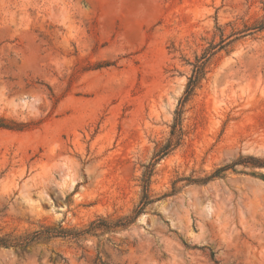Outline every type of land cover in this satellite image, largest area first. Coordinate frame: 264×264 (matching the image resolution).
<instances>
[{
	"label": "rangeland",
	"instance_id": "rangeland-1",
	"mask_svg": "<svg viewBox=\"0 0 264 264\" xmlns=\"http://www.w3.org/2000/svg\"><path fill=\"white\" fill-rule=\"evenodd\" d=\"M262 22L264 0H0V264H264ZM59 228L80 235L14 245Z\"/></svg>",
	"mask_w": 264,
	"mask_h": 264
},
{
	"label": "trees",
	"instance_id": "trees-1",
	"mask_svg": "<svg viewBox=\"0 0 264 264\" xmlns=\"http://www.w3.org/2000/svg\"><path fill=\"white\" fill-rule=\"evenodd\" d=\"M263 26H264V22L261 23V27H263ZM198 73H199V68H196L194 76L189 80L188 85L186 87L184 100H186L187 97L193 91V89L195 87V84H196V81L198 79ZM181 112H182L181 109H179L176 112V116L177 117L175 119L176 122H175V124L173 126L172 135L175 132L176 126L179 125ZM0 127H2V126H0ZM149 182H150V174H148L146 176V179L143 180V183H144V185H143V196L141 198L142 205H146V204L151 202V200H149V196H148ZM141 210H142V208H140L139 210L134 211V212L137 215V214H139L141 212ZM79 235H80L79 232H71V231H68V230H65V229H62V228H59V229H46L44 231L34 232L30 236L20 237V238L17 239V242H15L14 245H27L33 240H37V239L44 238V237L45 238H51V237H72V238H77ZM9 245H10V242L7 239L0 238V246L7 247Z\"/></svg>",
	"mask_w": 264,
	"mask_h": 264
}]
</instances>
